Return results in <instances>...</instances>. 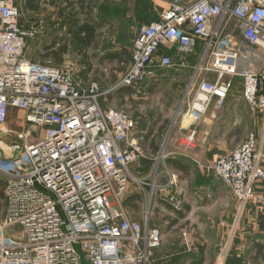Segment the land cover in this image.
Returning a JSON list of instances; mask_svg holds the SVG:
<instances>
[{
    "label": "built area",
    "instance_id": "1",
    "mask_svg": "<svg viewBox=\"0 0 264 264\" xmlns=\"http://www.w3.org/2000/svg\"><path fill=\"white\" fill-rule=\"evenodd\" d=\"M169 1L157 21L140 29L131 63L112 90L142 84L155 68L173 67L169 57L157 58L162 46L191 53L203 41L213 61L207 70L216 80L199 81L181 114L186 133L178 142L191 148L195 128L215 100H225L235 77L251 111L264 114V69L241 70L231 42L221 41L232 25L240 27L241 39L264 57V0ZM19 5L0 0V143L20 145L9 157L0 149V177L6 181L0 264H79L74 244L89 264H148L162 233L146 220L131 221L121 199L128 166L137 159L135 123L104 106L98 83L85 86L69 63L25 57L35 33L20 27ZM10 108L23 113L26 130L6 127ZM263 165L264 131L249 133L205 168L232 190L241 211L255 196Z\"/></svg>",
    "mask_w": 264,
    "mask_h": 264
},
{
    "label": "crops",
    "instance_id": "2",
    "mask_svg": "<svg viewBox=\"0 0 264 264\" xmlns=\"http://www.w3.org/2000/svg\"><path fill=\"white\" fill-rule=\"evenodd\" d=\"M22 1H24V8L28 12L34 13L35 10L40 11L39 6L48 0H35L30 3L29 0ZM74 1L75 0L52 1V5L55 6L57 10L56 17L59 21V27L62 28V33L58 35L57 38L65 36L70 37L67 34L68 25L66 21L70 18V15H73V18H75V20L77 19L80 25L86 23L94 28H98L95 29V35H97L99 39L96 38V48L90 46L84 53H78V51L76 52L73 50L71 52L69 51L64 55V60L69 53L78 58V68L80 69L74 74L83 84V80H87L86 77L90 76V73L95 70V66L92 67L89 61L90 58L97 60L98 64V60L103 58L106 63H109L110 66L115 69L123 66V72L117 74V82L131 63L130 56L127 57L124 51L129 54L131 53L133 41L140 29L149 24L142 26L141 17H137L136 14L131 15L126 13L123 17V5L117 7L111 4L115 0H81L80 3ZM68 3H75L76 5L68 7ZM119 3L123 4V0H119ZM169 3V0L167 2L164 0L150 1L152 8L151 23L157 21L162 11L169 8ZM27 4L33 5L34 8H29ZM136 11L138 12L137 9ZM123 26L125 28L142 27L137 31L132 40L120 41L121 43L119 44L121 46L118 49L101 55V49L106 50L104 49L105 32L107 31L106 33H108L113 31L114 33L116 28H123ZM234 29L236 30V28ZM231 31L230 29V32ZM82 35L84 36V34ZM70 41L71 40L60 41L56 46L65 43L69 44ZM244 44L245 43H243V45ZM246 45L247 44L244 46ZM231 46L232 48H237V43L231 44ZM246 47L253 51V57H251V60H254L253 62H255L256 59L261 60L258 67H254L255 63L251 64L249 60V65H252L249 69L251 71L264 69V57L262 52L256 47H249V45ZM121 49H123L124 52L123 65L118 66L115 59H105L106 55L115 54L120 52ZM88 52H90V54ZM235 52L238 57V67L243 69L245 65L244 62L241 61V54L237 51ZM247 55L249 57V53H247ZM156 56L158 59L161 57H169L174 66L171 68L153 69L142 84L134 87H123L121 97L116 92L118 89L112 90L116 83L111 85L110 91H115L116 97L126 102L129 101V103L134 102L135 104L134 98L137 99V97H140L144 99L152 97L153 94L159 95L161 91L165 93L164 96H167L168 99L165 112H167L166 115L169 116L164 118L161 117L162 119L160 117L152 118L148 116L142 117L141 120H139V118H136V120L134 119L135 129L132 135V143L136 146L137 159L128 166V174L126 177L127 181L131 178L132 182L135 184L132 183L133 186H131L130 184L127 185L128 183L126 182L125 189L135 191H130L125 198H123V195L121 196L122 206L123 200L125 201L129 197L137 195L139 196V199L135 201L137 210L140 209V207L142 208L144 199L147 197L146 186L148 185L144 181L150 179L152 175H156L155 181L159 179V176H165L167 178L166 182L163 185L156 184L154 187L150 188L148 197L150 198L154 192H162L169 198H173L174 205H178L179 208L172 205L177 210H184L185 215H192L195 212V215L197 211L202 212V209L207 205L206 190L209 184L211 185V183H214L215 187H217L216 184L218 182L220 185L221 183L223 184L218 178V180L214 178L208 180L207 173L212 175V177L215 176L211 172H207L205 167L209 163L215 161L220 155L227 154L234 150L246 139L249 133L254 132L258 135L262 134L264 131V114L260 111H251L249 105L242 99V81L240 78L235 77L236 80H234L225 100L221 105L215 100L211 104L204 120L195 128L196 136L193 147L190 148L180 145L178 137L186 133L182 129L181 113L179 112L181 111L180 108L185 109V107H187V101L190 100L192 96L191 91L196 88L199 81L206 80L214 82L216 80L215 73L207 70L213 61L209 59L208 54H205V43L200 40L191 53H179L174 47L165 45L157 51ZM85 57L88 63H85ZM97 57L98 59H94ZM105 61H103V63ZM61 64H56L55 66ZM115 69L112 70V74L118 73ZM146 81L147 85H145ZM155 87L159 88L157 90L158 93H156ZM182 100L185 101L184 107L183 105L180 106ZM137 104L142 105L143 103ZM15 110L16 109L13 108L9 109L6 127L14 131L15 129L17 131H24L27 127L24 122V115L20 111L15 112ZM14 112L17 114V118L15 119H13ZM245 122L247 125L246 127L243 126ZM215 193L216 197L214 199H217L218 194L216 190ZM124 208L128 217H130L128 214V207L124 205ZM170 228L172 229L173 227H167L165 230L160 231L162 236H164V233L170 230ZM162 247L163 245L161 244L159 247L155 248L154 251L157 252L162 250ZM156 252H154V254H156ZM182 252L185 251L182 250ZM201 252L199 264H203L206 261L204 258L206 250L202 248ZM152 261L155 263L154 260ZM148 264L152 263L149 261Z\"/></svg>",
    "mask_w": 264,
    "mask_h": 264
},
{
    "label": "rangeland",
    "instance_id": "3",
    "mask_svg": "<svg viewBox=\"0 0 264 264\" xmlns=\"http://www.w3.org/2000/svg\"><path fill=\"white\" fill-rule=\"evenodd\" d=\"M52 1L54 0L45 1L44 4L42 3L39 6L40 11L35 10L34 13H30L24 8V1L21 0L19 5V25L22 29H31L35 33L34 37L29 38L27 41L28 46L25 57L28 60L42 64L56 65L52 60L44 58L46 48L50 47L51 42L62 33V28L59 27V21L56 17L57 10L52 5ZM115 1L111 3L112 6L119 7L123 5V17L126 13L136 14L137 17H141L142 26L151 23V0H123V4L119 3V0ZM164 1L167 2L168 0ZM141 27L125 28L123 26V28H116L114 33L113 31L106 33V31L104 35V49L106 50L101 49L100 54L105 55L107 52L118 49L121 46L119 44L121 43L120 41L132 40ZM234 28L235 26L232 25V31L230 32V29H228L221 41H230L232 45L237 43V48H232L231 45H229V48L241 54L239 56L245 65L243 69L240 68L241 70H248L252 66L251 64L254 63V67H258L261 60L256 59L255 62L251 60L253 51L246 47L248 45L244 46L246 43L240 38L241 28L239 27L236 30ZM243 43L245 44L243 45ZM88 53L90 54V52ZM247 53H249V57ZM94 59H98V57ZM249 60L250 65L248 63ZM64 61L71 65L74 73L79 71L77 57L69 53ZM89 61L92 67L95 66V70L90 73V76L86 77L87 80H83L84 85L88 86L93 82L98 83L101 91L105 93V96L101 99L104 106L125 112L133 121L136 118L141 120L142 117L147 116L152 118L169 116L165 112L168 99L167 96H164L165 93L163 91L159 95L153 94L152 97L144 99L137 97L139 99L137 100L134 98L135 104L134 102L129 103V101L120 100L116 97L115 91H110L113 79L115 76L117 79V74L119 73L112 74V70L115 68L111 67L105 60L104 63L98 60L100 65L97 60L90 58ZM234 80L236 78L231 80V85H233ZM146 83L147 81L145 85H147ZM157 87H155L156 93H158L157 90L159 89ZM184 102L182 100L180 106L183 105L184 107ZM180 110L179 112L182 114L186 111V107L185 109L180 108ZM15 112L13 113V119L17 118ZM243 126H247L246 122ZM12 131L15 132L17 130ZM34 135L38 136L39 132H35ZM207 175L208 180L212 178L218 180L209 173ZM155 177L156 175H152L150 179L144 181L148 185L146 186L147 197L144 199L143 207L138 210L131 207L128 210L129 219L133 222L144 224L146 220L149 228H157L160 231L165 230L167 227H173L162 236V250L157 252L154 249L152 250L149 258L152 264H199L202 248L206 250V255L204 256L206 261L204 260L203 264H264V177L257 183L255 196L252 201L248 202L241 211L240 204L228 186L222 183L220 185L219 182L216 184L217 187H215L214 183L209 184L206 190L207 205L202 209V212L197 211L195 215V212L192 215H185L184 210H177L171 204L170 198L162 192H154L149 198L150 188L156 184L163 185L167 179L165 176H159V179L155 181ZM127 183V185L133 186L131 178L128 179ZM5 186L6 181L0 177V216L5 207V202L2 199ZM215 190L218 194L217 199H214L216 197ZM130 191L135 190L125 189L122 194L123 198ZM258 245L263 248L258 249ZM182 250L185 252H182Z\"/></svg>",
    "mask_w": 264,
    "mask_h": 264
},
{
    "label": "trees",
    "instance_id": "4",
    "mask_svg": "<svg viewBox=\"0 0 264 264\" xmlns=\"http://www.w3.org/2000/svg\"><path fill=\"white\" fill-rule=\"evenodd\" d=\"M35 0H29L30 2H33ZM76 2H79L81 0H75ZM74 1V2H75ZM28 3V4H29ZM27 4V5H28ZM74 5H76L75 3H68V7H73ZM29 8H34L33 5H28ZM67 25H68V29H67V34L70 37H62V38H56L55 40L52 41L51 46L46 48V53L44 55V58L50 59L54 62V64H61L62 62H64V55L67 52H71L73 51H78V53H84V51L88 48V47H93L96 48L97 47V39L98 36L95 35V29L98 28H94L88 24H84V25H80L79 21L75 18H73V15H70V18L66 21ZM84 34V36L82 35ZM97 38V39H96ZM96 39V40H95ZM67 40H71L69 44H59L58 47H55L58 43H60V41H67ZM125 55L128 57L130 56L131 58V53L129 54L128 52L124 51ZM123 49H121L120 52H117L115 54H108L105 56V59H109V60H116L118 63V66L123 65ZM86 59V57H85ZM106 59V60H107ZM101 61H104V59H100ZM132 58L130 59L131 62ZM85 63H88V60H85ZM123 66L116 68V72H123ZM116 83V76L113 79V84ZM119 96L121 97L122 93H123V88H120L116 91ZM121 92V93H120ZM2 199L5 202V196H2ZM137 199H139V196L134 195L132 197H129L128 199H126L125 201L123 200V206L125 205L126 207L131 208L133 207L134 209H137V206L135 204V201H137ZM175 223H177L175 221ZM258 249H262L263 247L261 245L257 246Z\"/></svg>",
    "mask_w": 264,
    "mask_h": 264
},
{
    "label": "water",
    "instance_id": "5",
    "mask_svg": "<svg viewBox=\"0 0 264 264\" xmlns=\"http://www.w3.org/2000/svg\"><path fill=\"white\" fill-rule=\"evenodd\" d=\"M0 149L4 152L6 157L10 156L11 151L13 150H19L20 149V145H11V146H7L3 143H0ZM17 166H22L19 163H16ZM73 250L75 251V253L77 254L78 258H79V264H89L87 259H86V255L83 252V250L81 249V246L79 244H74L73 245Z\"/></svg>",
    "mask_w": 264,
    "mask_h": 264
}]
</instances>
